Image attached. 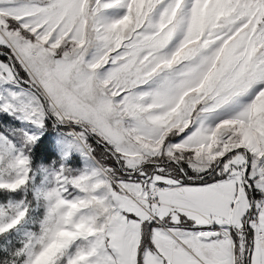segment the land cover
<instances>
[{
	"label": "snow or ice",
	"instance_id": "obj_1",
	"mask_svg": "<svg viewBox=\"0 0 264 264\" xmlns=\"http://www.w3.org/2000/svg\"><path fill=\"white\" fill-rule=\"evenodd\" d=\"M0 264H264V0H0Z\"/></svg>",
	"mask_w": 264,
	"mask_h": 264
}]
</instances>
